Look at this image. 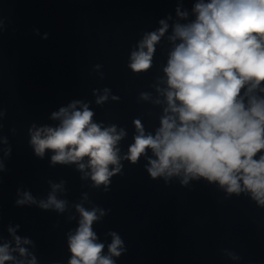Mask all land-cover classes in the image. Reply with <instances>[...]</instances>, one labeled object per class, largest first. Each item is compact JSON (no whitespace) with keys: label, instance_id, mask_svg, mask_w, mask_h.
<instances>
[{"label":"water","instance_id":"1","mask_svg":"<svg viewBox=\"0 0 264 264\" xmlns=\"http://www.w3.org/2000/svg\"><path fill=\"white\" fill-rule=\"evenodd\" d=\"M195 2L0 0V245L15 247L11 227L32 241L21 246L37 264H68V234L79 226L80 204L105 212L92 225L104 254L110 233L122 239L124 251L112 257L115 264H264V207L250 194L229 195L202 178L187 185L178 176L152 179L146 170L151 150L136 164L124 159L134 143V120L146 133L159 127L166 104L155 103L164 100L156 87H166L161 78L173 47L168 37L174 23L187 22L179 20L176 8L187 10L192 20ZM162 19L169 29L156 45L152 67L133 72L131 53ZM105 88L108 99L97 104ZM141 93L150 99H141ZM76 101L77 109L88 105L94 122L126 132L117 145L121 170L107 190L93 186L85 176L90 169L52 164L51 151L41 158L30 144V128L57 126L52 113ZM53 184L61 185L57 198L67 201L63 213L38 206ZM25 191L37 204H16Z\"/></svg>","mask_w":264,"mask_h":264},{"label":"clouds","instance_id":"2","mask_svg":"<svg viewBox=\"0 0 264 264\" xmlns=\"http://www.w3.org/2000/svg\"><path fill=\"white\" fill-rule=\"evenodd\" d=\"M191 11L195 18L189 20V12L177 7V17L187 22L171 26L168 39L173 47L163 68L166 79L161 78L166 87H156L164 100L155 103L166 104L159 127L154 134L146 133L141 121L134 120V143L124 159L136 164L151 150L146 170L152 179L178 176L187 185L202 178L229 195L250 194L264 207V0H196ZM159 24L131 53L128 67L133 72L152 67L156 45L169 29L166 20ZM108 91L104 89L97 104L108 99ZM141 99H150V94L141 93ZM78 103L52 113L57 126L30 128V144L38 157L51 151L52 164L76 163L82 172L90 169L85 176L90 175L93 186L104 185L107 190L110 178L121 170L117 145L126 132L94 122V112L87 104L77 109ZM9 153L10 149L5 155ZM60 187L53 184L47 200H40L38 206L63 213L67 201L55 194ZM20 195L17 205L37 204L30 192ZM75 207L80 220L74 234H68V264H115L112 257L124 251L122 239L110 233L112 242L104 254L105 246L97 242L92 228L105 212ZM8 231L15 247L0 245V264H37L36 257L21 246L32 241L17 236L14 228ZM15 252L25 259L18 260Z\"/></svg>","mask_w":264,"mask_h":264}]
</instances>
